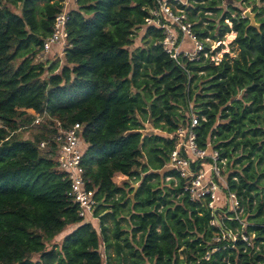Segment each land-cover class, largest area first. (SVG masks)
<instances>
[{
	"label": "trees",
	"instance_id": "16d2710c",
	"mask_svg": "<svg viewBox=\"0 0 264 264\" xmlns=\"http://www.w3.org/2000/svg\"><path fill=\"white\" fill-rule=\"evenodd\" d=\"M220 1L177 6L201 41L236 33L238 55L224 54L217 65L182 60L180 67L162 49V31L146 25L157 0H77L59 63L37 57L61 0H0V264L264 263V0L252 7L258 29L247 27L237 6L220 8ZM28 111L43 122L32 126ZM191 113L198 116V147L210 144L227 161L243 232L254 235L250 247L239 237L233 248L214 242L220 231L210 222L219 220L218 212L191 201L166 168L175 147L167 135L186 127ZM55 123L81 125L85 187L94 191L98 225L81 221L67 195L69 183L55 160ZM145 123L161 133L143 136ZM27 129L34 130L31 139L22 138ZM116 175L128 179L116 185ZM220 223L240 230L237 221Z\"/></svg>",
	"mask_w": 264,
	"mask_h": 264
},
{
	"label": "built area",
	"instance_id": "2783aa9c",
	"mask_svg": "<svg viewBox=\"0 0 264 264\" xmlns=\"http://www.w3.org/2000/svg\"><path fill=\"white\" fill-rule=\"evenodd\" d=\"M61 2L62 9L55 16L51 34L42 43L38 60L50 54L53 49H57L59 59L63 56L67 15L75 7L77 0H61ZM186 2L187 0H157L158 9L150 12L151 18L145 20L146 25L162 31L163 39L160 42L162 49L180 67H182V60L197 63L201 58L217 65L222 59L215 58L217 49L211 50L209 43L212 41L207 38L199 40L193 31L192 23L177 6V3L185 5ZM221 43L216 42L215 45L218 47ZM28 113L34 115L32 126H39L43 122V116L33 111ZM189 118L190 121L186 127L180 126L167 135L174 140L175 147L169 155L166 168L173 170L183 181L182 190L191 201L204 202L210 211L218 212L219 220L210 222L211 226H217L220 231V235L213 239L214 242L222 240L226 242L223 248H233L232 244L239 237L250 247L254 235L248 236L243 232L245 227L244 221L241 220L243 208L235 194L229 191L226 179L227 161L221 159L219 153L213 150L210 144H207L205 148L198 147L194 131L198 125V116L191 113ZM55 131L52 136L56 146L55 160L57 169L63 173L64 179L69 183L67 195L76 203L77 216L81 221L98 222L94 214L97 206L94 191L87 190L85 187L82 157L86 144L81 138V125L75 124L68 129H63L59 123H55ZM45 144V142L40 143V148H44ZM229 213H232L231 217H227ZM223 220L237 221L240 230L232 231L223 228L220 223ZM209 258L210 255L207 252L203 259L208 261Z\"/></svg>",
	"mask_w": 264,
	"mask_h": 264
},
{
	"label": "rangeland",
	"instance_id": "374dc122",
	"mask_svg": "<svg viewBox=\"0 0 264 264\" xmlns=\"http://www.w3.org/2000/svg\"><path fill=\"white\" fill-rule=\"evenodd\" d=\"M181 1H185V0H181ZM253 1L254 2L252 3L251 0H248V1L244 2L242 4L243 5L242 6V5H239V2L238 1L235 2L233 0H221L220 1V8L227 7V5L229 3H232L235 6H237L239 9H241L243 12H245V11H251L252 12L253 5H256V6H262L263 5L260 0H253ZM204 16L207 17V18H209V19H214L215 18V14L214 13H205ZM254 19H255V15H254ZM194 21H195V24H198L201 21V19L199 18V14H196L194 16ZM255 22L257 23V19L255 20ZM227 24H228L229 27H231V23L230 22H228ZM205 27H207V23L201 22L200 28L201 29H204ZM235 37H236V33L230 32L227 35H225V37H224V39H223V41H222V43H221L220 46L217 47L215 45V43H213V42H210L209 43L210 44V47H211V50L219 49V51L215 53V58L222 59V57H223L224 54H228V57L230 59H234L238 55V53H239L238 49L235 46H232V42L234 41ZM136 44H138V40H137ZM41 60H42V62L48 61V63H51V62L59 63L58 62L59 61V58L57 57V54H48V55L44 56V58L41 59ZM41 60H39V61H41ZM144 127L145 128L142 131L143 136H149V135H152V134H159V133H161L160 130H154L150 126L149 123H145ZM33 133H34V130L33 129H27V130L22 131L21 132V135H22V138H24V139H31ZM144 161L145 160L142 159L140 162L143 163ZM168 181H169V179H165V183H167ZM115 182L121 183L120 181H118L116 179H115ZM130 183H131L132 186H137V183H134L133 179H131ZM175 183H176V181H175ZM126 212H127V209L124 210V214H126ZM95 223L98 224L96 221H95ZM106 226L110 230H113L114 224H113V222L111 220H108L106 222ZM120 226L128 229V224H127V222L125 220H122L120 222ZM63 234L64 233H62V234H60V235H58L56 237L55 243L59 242L60 239H62V237H63L62 235ZM138 240H139V234H136V236L134 238V241L137 242ZM109 253H110V255L112 254V256H114V254L112 252V249L109 250Z\"/></svg>",
	"mask_w": 264,
	"mask_h": 264
},
{
	"label": "crops",
	"instance_id": "0c3cea01",
	"mask_svg": "<svg viewBox=\"0 0 264 264\" xmlns=\"http://www.w3.org/2000/svg\"><path fill=\"white\" fill-rule=\"evenodd\" d=\"M53 53L56 54V53H57V49H53V51H52L50 54H53ZM115 179L118 180V181H120V182L122 183L123 181H126L128 178H127L126 176L116 175V176L114 177V183H115L116 185H120L121 183H117V182H115ZM130 184H131V183H130ZM131 186H132V185H131ZM137 187H138V183H137L136 188H133V186H132V188H133L134 190H136ZM106 222H107V221H106ZM97 223H98V222H97ZM97 225H98V224H97ZM105 225H106V224H105ZM113 228H114V226H113ZM98 229H99V228H97V231H98ZM70 230H71V229H70ZM112 231H113V230H110V229L108 228V232H107L108 236L111 237V233H112ZM68 232H69V231L65 232L62 236H65ZM109 250H111V249H109ZM100 251H101V253H102L103 258L105 259V256H104V246H103L102 244L100 245ZM112 252H113V250H112ZM108 254H110L109 251H108ZM111 256H112V254H111Z\"/></svg>",
	"mask_w": 264,
	"mask_h": 264
},
{
	"label": "water",
	"instance_id": "95a60500",
	"mask_svg": "<svg viewBox=\"0 0 264 264\" xmlns=\"http://www.w3.org/2000/svg\"><path fill=\"white\" fill-rule=\"evenodd\" d=\"M242 14H243V18L247 19L249 22L247 27H252L255 29L259 28V24L255 22L254 13H252L251 11H245ZM133 188H136V186H133Z\"/></svg>",
	"mask_w": 264,
	"mask_h": 264
}]
</instances>
